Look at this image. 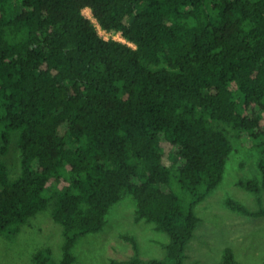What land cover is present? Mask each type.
<instances>
[{"label":"trees","instance_id":"16d2710c","mask_svg":"<svg viewBox=\"0 0 264 264\" xmlns=\"http://www.w3.org/2000/svg\"><path fill=\"white\" fill-rule=\"evenodd\" d=\"M86 8L125 41L102 37ZM263 113L264 0H0V153L16 133L20 166L11 179L0 160V234L50 208L61 258L44 248L34 264H73L78 239L129 195L136 220L169 238L164 258L130 263L184 264L195 207L232 151L219 125L259 150L260 179L237 183L262 203ZM225 204L264 218L261 205ZM218 264L241 262L227 247Z\"/></svg>","mask_w":264,"mask_h":264},{"label":"rangeland","instance_id":"374dc122","mask_svg":"<svg viewBox=\"0 0 264 264\" xmlns=\"http://www.w3.org/2000/svg\"><path fill=\"white\" fill-rule=\"evenodd\" d=\"M15 6L18 11L22 8L18 3ZM83 12L97 25L90 10L84 9ZM97 29L105 39L125 41L119 33L105 32L98 25ZM219 129L227 133L232 151L222 181L195 207L200 221L185 248L184 264H218L227 247L234 251L241 264H264V218L244 216L225 204L231 198L252 210L260 205L264 207V191L261 193L262 203L259 204L255 194L237 183L240 179H260L257 167L259 150L249 143L248 137L238 138L237 132L230 126L221 124ZM164 152V162L171 166L173 162L169 158L168 148ZM0 160L6 163L11 179L19 174L16 133L11 135L7 153H0ZM174 190L181 198L184 197L179 187L174 186ZM185 204H188L187 201ZM135 214L136 202L131 196L123 195L107 213L103 229L81 237L75 243L72 248L75 256L73 264H132L130 261L134 257L143 261L164 258L168 236L157 230L153 223L136 220ZM125 235L135 238L137 254L132 243L123 237ZM62 243V228L52 219L50 208L46 209L22 225L15 237L7 239L0 234V264H34V253L44 248L51 250L54 261H59Z\"/></svg>","mask_w":264,"mask_h":264},{"label":"bare ground","instance_id":"6f19581e","mask_svg":"<svg viewBox=\"0 0 264 264\" xmlns=\"http://www.w3.org/2000/svg\"><path fill=\"white\" fill-rule=\"evenodd\" d=\"M86 9H88V8H86ZM89 10V9H88Z\"/></svg>","mask_w":264,"mask_h":264},{"label":"built area","instance_id":"2783aa9c","mask_svg":"<svg viewBox=\"0 0 264 264\" xmlns=\"http://www.w3.org/2000/svg\"><path fill=\"white\" fill-rule=\"evenodd\" d=\"M114 39V38H113Z\"/></svg>","mask_w":264,"mask_h":264}]
</instances>
